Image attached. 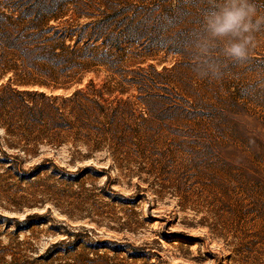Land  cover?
I'll return each instance as SVG.
<instances>
[{
  "label": "rangeland",
  "instance_id": "obj_1",
  "mask_svg": "<svg viewBox=\"0 0 264 264\" xmlns=\"http://www.w3.org/2000/svg\"><path fill=\"white\" fill-rule=\"evenodd\" d=\"M212 4L0 0V116L72 98L28 120L36 156L0 128V264H264V31L198 77Z\"/></svg>",
  "mask_w": 264,
  "mask_h": 264
},
{
  "label": "clouds",
  "instance_id": "obj_2",
  "mask_svg": "<svg viewBox=\"0 0 264 264\" xmlns=\"http://www.w3.org/2000/svg\"><path fill=\"white\" fill-rule=\"evenodd\" d=\"M203 36L197 48L208 65L207 71L198 72L200 78L220 79L221 66L212 62L213 50L222 45L223 57L236 64L245 63L255 47L256 33L264 31V13L257 10L252 0H213L202 17Z\"/></svg>",
  "mask_w": 264,
  "mask_h": 264
},
{
  "label": "trees",
  "instance_id": "obj_3",
  "mask_svg": "<svg viewBox=\"0 0 264 264\" xmlns=\"http://www.w3.org/2000/svg\"><path fill=\"white\" fill-rule=\"evenodd\" d=\"M19 95L18 103L20 105V108L22 109V113L19 115L17 114H11L8 113L6 117L0 116V128L4 130V133L8 137H4L5 143L10 148H17L18 150H21L23 152V155L26 157L27 155L30 156H36L37 149L36 145L33 147H29L28 144H31L33 142H40V137L36 136L33 138H30V135L26 133V130L29 128L28 120L34 121V122H42L46 116V113H53V115L56 117L55 123L58 127H63L65 125H68L67 119L64 118L63 113L61 111V108L65 104L66 101L72 100L71 97L65 98L62 102V104H57V98L53 96H48L44 92H33V91H17L12 94V96ZM39 96L41 99H45L43 101V105L39 106L37 103L34 102L32 99V96ZM28 97V98H27ZM69 139V135L66 137H63L60 142H65ZM63 140V141H62ZM65 140V141H64ZM35 144V143H34ZM4 157L6 160H9L10 158L6 155L5 151H3ZM1 161H3V158H0ZM38 164L37 166H39ZM21 171V169H20ZM22 172L26 174L32 173V170H27ZM24 176V175H23ZM40 215L38 214H28L25 216V219L23 221L16 220L17 224L25 223L28 221H31L33 219L39 218ZM3 217V216H2ZM5 220L12 221V218L3 217ZM52 245V247H54ZM51 248H49L46 253L51 251ZM45 256V255H44Z\"/></svg>",
  "mask_w": 264,
  "mask_h": 264
}]
</instances>
